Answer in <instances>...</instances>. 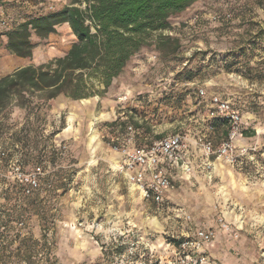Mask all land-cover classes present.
Listing matches in <instances>:
<instances>
[{"label":"rangeland","instance_id":"374dc122","mask_svg":"<svg viewBox=\"0 0 264 264\" xmlns=\"http://www.w3.org/2000/svg\"><path fill=\"white\" fill-rule=\"evenodd\" d=\"M33 6L24 13L35 14ZM19 18L8 19L16 25ZM170 23L151 38L177 37L176 52L143 46L114 90L86 101L62 94L36 99L31 110L12 101L0 115V264L160 260L172 234L187 227V213L192 228L215 230L216 264H264V0H198ZM213 94L242 115L247 150L235 162L207 155L203 145L210 140L215 150L227 129L207 115ZM101 112L109 117L91 118ZM119 113L139 129L137 143L174 132L186 138L192 169L179 173L168 207L143 198L113 165L119 153L103 136L104 123ZM33 173L34 187L18 178ZM21 209L24 215L11 221Z\"/></svg>","mask_w":264,"mask_h":264},{"label":"trees","instance_id":"16d2710c","mask_svg":"<svg viewBox=\"0 0 264 264\" xmlns=\"http://www.w3.org/2000/svg\"><path fill=\"white\" fill-rule=\"evenodd\" d=\"M37 1L17 0L24 6L36 5ZM197 1L71 0L59 9L45 13H24L16 25L11 22L9 28L0 27V37H7L5 47L10 53L31 57L35 46L32 34L47 37L63 22L69 24L76 39L63 55L38 64L30 63L0 76V115L12 101L31 110V103L36 99L45 101L60 94L71 99L103 95L129 59L143 46L153 42L163 55L176 52L180 45L177 37L158 33L151 38V35L170 29V17ZM4 5L0 0V10H4ZM255 43L250 42L251 48ZM241 51L244 49H239L237 54ZM237 59L235 56L233 60L239 62ZM97 85L102 88L95 87ZM215 120L227 124L226 119ZM105 124L116 125L117 121ZM124 124L125 121H121V125ZM223 133L225 136L227 129ZM23 215L21 209L10 220L16 221ZM171 241L177 244L179 240L173 238Z\"/></svg>","mask_w":264,"mask_h":264},{"label":"built area","instance_id":"2783aa9c","mask_svg":"<svg viewBox=\"0 0 264 264\" xmlns=\"http://www.w3.org/2000/svg\"><path fill=\"white\" fill-rule=\"evenodd\" d=\"M52 8V5L43 3L33 6L36 13H45L48 12L45 9ZM226 16H229V13ZM0 27H11V21L2 12H0ZM199 90L201 93L204 92L203 88ZM209 104L207 115L211 118L226 119L228 130L215 150L210 140L203 143L206 153L216 154L217 157H228L235 162L247 150L245 145L240 143L244 129L242 115L239 110L231 107L229 100L218 94L210 97ZM112 121H117V124L111 126L105 124L106 134L103 136L107 138L108 145L119 153L117 170L124 173L129 185L139 191L143 198L153 202L157 207H168L167 194L173 189L175 180L180 176L179 173H190L192 169L186 138L181 132H174L150 142L137 143L138 128L125 120L122 127L121 114ZM18 178L23 184L31 187L37 184L36 173ZM29 191L27 189V192ZM190 220V214H185L187 227L179 234H172V238L179 240L177 244L171 240L166 242L170 249H168L169 255L160 257V260L149 259L145 264H213L206 246L213 241L215 230L213 227L192 228L189 225Z\"/></svg>","mask_w":264,"mask_h":264},{"label":"crops","instance_id":"0c3cea01","mask_svg":"<svg viewBox=\"0 0 264 264\" xmlns=\"http://www.w3.org/2000/svg\"><path fill=\"white\" fill-rule=\"evenodd\" d=\"M2 2L5 3L4 5V10H0L2 11L4 14H6V16L10 19H18V17H23L25 10L27 9L26 6L21 5L17 2V0H1ZM41 0H38V2H40ZM42 2H45L46 4H52L54 8L59 9L61 8L63 5L67 4L69 1L68 0H43ZM20 19V18H19ZM22 19H20L21 21ZM76 39L75 35L72 33L71 28L69 26L68 23L63 22L61 24H58L56 26V30L55 32H51L47 35V37L44 38H40L35 34H32L31 36V40L32 42L35 44L34 48H33V54L31 57H20L17 56L13 53H10L5 45H6V41H7V37L5 35H2L0 37V53H2L4 56L2 58L1 63H4V70L0 71V76L5 75L7 73H10L11 71H13L14 69L30 64V63H34V64H38L41 62H45L47 60H49V58L45 57V55L50 52L51 54H53L56 49H63L65 48V52L68 50V48L70 47V44ZM37 54V56L39 58H42V60L37 59V61H33L35 55ZM3 66V65H2ZM2 68V67H0ZM119 84H121V79L119 78H114L112 81V84L110 85V89L114 90L116 86H118ZM121 86V85H120ZM88 98H83L81 100L86 101ZM101 114H106L105 116L101 117ZM121 114V113H119ZM91 118L93 120H98V119H103V118H108L109 114L106 112H101L99 115H95V114H91ZM112 118H109V121H112ZM93 123V121H91ZM93 130L94 133V129L91 128ZM95 134V133H94ZM96 138H97V134ZM99 142V141H98ZM117 161V159L115 160ZM114 161V162H115ZM171 195V190L168 191V198ZM195 227H212L211 225H206V224H197L195 225ZM183 229V228H182ZM181 229V232H182ZM214 245V239L212 242H210L207 246H206V251L207 253L210 255V258L212 260L213 264H216V262L214 261L213 258V253L211 252V249ZM151 246V245H149ZM169 249V246L167 244H165L164 248L162 249V255L161 258L165 257L167 254V250ZM170 250V249H169ZM157 258V257H156Z\"/></svg>","mask_w":264,"mask_h":264},{"label":"bare ground","instance_id":"6f19581e","mask_svg":"<svg viewBox=\"0 0 264 264\" xmlns=\"http://www.w3.org/2000/svg\"><path fill=\"white\" fill-rule=\"evenodd\" d=\"M113 165H114L115 167H117V161H115V162L113 163Z\"/></svg>","mask_w":264,"mask_h":264}]
</instances>
